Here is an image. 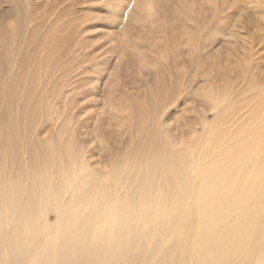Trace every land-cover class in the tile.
<instances>
[{"label": "rangeland", "instance_id": "1", "mask_svg": "<svg viewBox=\"0 0 264 264\" xmlns=\"http://www.w3.org/2000/svg\"><path fill=\"white\" fill-rule=\"evenodd\" d=\"M0 70V117L20 72L14 108H38L32 141L73 135L95 171L162 135L197 158L208 125L225 144L258 127L264 0H0Z\"/></svg>", "mask_w": 264, "mask_h": 264}, {"label": "bare ground", "instance_id": "2", "mask_svg": "<svg viewBox=\"0 0 264 264\" xmlns=\"http://www.w3.org/2000/svg\"><path fill=\"white\" fill-rule=\"evenodd\" d=\"M19 79L0 117V264H264L263 95L258 127L231 144L208 125L197 158L162 135L100 172L73 135L32 141L38 108L15 110Z\"/></svg>", "mask_w": 264, "mask_h": 264}]
</instances>
